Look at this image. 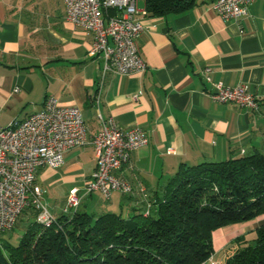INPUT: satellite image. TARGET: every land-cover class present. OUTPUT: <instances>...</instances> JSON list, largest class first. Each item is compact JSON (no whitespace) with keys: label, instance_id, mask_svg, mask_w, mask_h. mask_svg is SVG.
<instances>
[{"label":"crops","instance_id":"1","mask_svg":"<svg viewBox=\"0 0 264 264\" xmlns=\"http://www.w3.org/2000/svg\"><path fill=\"white\" fill-rule=\"evenodd\" d=\"M137 5L145 8V0ZM248 11L226 21L212 0H194L180 13L143 16L137 44L146 70L102 75L101 59L88 55L92 33L66 20L63 0H0V124L41 109L51 95L80 107L87 128L86 142L65 152L61 167L39 169L36 183L59 169L78 172L81 181L90 176L97 112L122 127L138 125L148 143L132 150L116 171L132 191H114L104 205L92 199V208L151 207L183 164L264 152V0L252 1ZM218 83H246L262 97L258 108L213 101L209 93ZM49 208L55 215L56 208ZM249 221L212 231L216 260L223 262L228 248L238 247L236 236L254 230L246 227Z\"/></svg>","mask_w":264,"mask_h":264},{"label":"trees","instance_id":"2","mask_svg":"<svg viewBox=\"0 0 264 264\" xmlns=\"http://www.w3.org/2000/svg\"><path fill=\"white\" fill-rule=\"evenodd\" d=\"M193 2L145 0V9L161 16ZM87 206L51 211L49 224L28 206L18 242L0 238V264H199L212 255L214 229L264 215V152L183 164L148 209L126 215ZM234 241L238 247L225 264H264V224Z\"/></svg>","mask_w":264,"mask_h":264},{"label":"built area","instance_id":"3","mask_svg":"<svg viewBox=\"0 0 264 264\" xmlns=\"http://www.w3.org/2000/svg\"><path fill=\"white\" fill-rule=\"evenodd\" d=\"M254 0H212V7L222 19L237 21L249 14ZM65 18L76 27L92 33L88 55L102 61V75L111 71L120 75L143 73L146 62L139 54L137 37L142 29L141 17L147 15L137 0H63ZM203 74L208 72L204 69ZM16 90V89H14ZM213 101L232 102L246 110H256L262 98L246 83H218L209 93ZM98 106L99 97L95 96ZM99 130L91 137L96 164L85 180L83 193L76 188L67 196L65 212L74 211L83 195L94 191L103 199L112 192L128 194L132 186L116 173L129 160L132 150L145 146L148 137L138 125L120 126L113 116L97 112ZM87 128L81 109L60 103L47 96L41 109L8 125L0 124V233L12 230L21 213L30 205L37 209V221L49 224L52 213L41 197L36 183L41 168L57 169L64 163V154L83 145ZM147 205V209L149 208ZM199 264H223L210 255Z\"/></svg>","mask_w":264,"mask_h":264},{"label":"rangeland","instance_id":"4","mask_svg":"<svg viewBox=\"0 0 264 264\" xmlns=\"http://www.w3.org/2000/svg\"><path fill=\"white\" fill-rule=\"evenodd\" d=\"M141 8V7H139ZM88 159V157H86ZM89 163H87L86 166H88ZM70 174V173H68ZM66 173H62V171L59 169L57 174L51 175L49 179H47L44 183H40L41 188L43 189L44 193L41 197L42 201L45 202L47 207L49 206L56 208V215L60 214L64 207L67 205V196L72 191L73 188H76L79 191V194L83 193V185L85 183L84 179L81 181L80 174L78 172H75L71 175H68ZM91 175V174H90ZM100 201L102 205L106 204V202L103 201V198L99 196L97 191H94L91 195H83L81 203H85L87 206V209L92 210L90 204L93 203V201ZM50 209V208H49ZM101 210H104L103 208ZM119 209H116L115 211H118ZM138 212V211H135ZM53 213V212H52ZM123 214L127 213L125 210H123ZM21 221L19 220L14 228L10 230L8 233L0 234V238L8 239V241L11 244H16L19 240V238L22 236L25 224L22 220L25 219L24 214L20 216ZM264 224V215L259 216L258 218H255L252 221H249L246 223V227L248 229H255L258 226ZM250 237H254V235H250ZM234 243H237L234 241ZM237 249L236 246L229 247L226 253V257L224 258V261L222 262L225 264L228 257H230L234 251Z\"/></svg>","mask_w":264,"mask_h":264}]
</instances>
